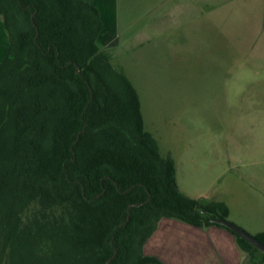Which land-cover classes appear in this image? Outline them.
<instances>
[{
  "label": "trees",
  "instance_id": "obj_1",
  "mask_svg": "<svg viewBox=\"0 0 264 264\" xmlns=\"http://www.w3.org/2000/svg\"><path fill=\"white\" fill-rule=\"evenodd\" d=\"M0 17V264H164L144 252L161 220L223 228L225 204L179 190L93 4L0 0Z\"/></svg>",
  "mask_w": 264,
  "mask_h": 264
},
{
  "label": "rangeland",
  "instance_id": "obj_2",
  "mask_svg": "<svg viewBox=\"0 0 264 264\" xmlns=\"http://www.w3.org/2000/svg\"><path fill=\"white\" fill-rule=\"evenodd\" d=\"M174 6L138 29L106 17L101 52L136 89L179 190L225 204L254 236L264 231V0Z\"/></svg>",
  "mask_w": 264,
  "mask_h": 264
},
{
  "label": "crops",
  "instance_id": "obj_3",
  "mask_svg": "<svg viewBox=\"0 0 264 264\" xmlns=\"http://www.w3.org/2000/svg\"><path fill=\"white\" fill-rule=\"evenodd\" d=\"M87 1L100 13L102 32L106 17H112L119 30L138 29L153 22V20H146L142 23L146 15L156 8L161 7V12L170 13L175 7V0ZM8 46L9 38L0 17V63ZM190 198L208 199L203 196ZM261 232L264 231L257 234ZM144 252L146 255L157 257L164 264H254L238 247L235 237L227 230L217 226L195 228L174 219H163L159 222L156 231L147 241ZM257 260H259L257 264H264L261 258Z\"/></svg>",
  "mask_w": 264,
  "mask_h": 264
},
{
  "label": "water",
  "instance_id": "obj_4",
  "mask_svg": "<svg viewBox=\"0 0 264 264\" xmlns=\"http://www.w3.org/2000/svg\"><path fill=\"white\" fill-rule=\"evenodd\" d=\"M134 207H138L139 205H133ZM132 206L128 207V210ZM210 222L216 225H219L229 231H231L234 235L242 238L244 241H246L248 244H250L253 248H255L257 251L260 253L264 254V244L260 242L258 239H256L253 235L249 234L246 232L244 229L241 227L229 222L226 219L222 218H211Z\"/></svg>",
  "mask_w": 264,
  "mask_h": 264
}]
</instances>
